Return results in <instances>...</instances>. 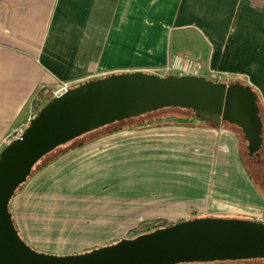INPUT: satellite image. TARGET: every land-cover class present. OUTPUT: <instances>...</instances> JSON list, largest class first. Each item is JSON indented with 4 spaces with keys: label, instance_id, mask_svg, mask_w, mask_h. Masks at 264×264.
Masks as SVG:
<instances>
[{
    "label": "crops",
    "instance_id": "1",
    "mask_svg": "<svg viewBox=\"0 0 264 264\" xmlns=\"http://www.w3.org/2000/svg\"><path fill=\"white\" fill-rule=\"evenodd\" d=\"M174 54L200 61L204 77L244 82L264 110V0H0V143L27 120L37 89L146 72ZM177 121L99 129L29 177L9 203L22 239L69 255L190 212L264 222L238 129Z\"/></svg>",
    "mask_w": 264,
    "mask_h": 264
},
{
    "label": "water",
    "instance_id": "2",
    "mask_svg": "<svg viewBox=\"0 0 264 264\" xmlns=\"http://www.w3.org/2000/svg\"><path fill=\"white\" fill-rule=\"evenodd\" d=\"M236 127L248 155L263 146L256 96L239 82L202 75L110 73L48 101L21 138L0 151V264H190L264 260V222L196 217L78 254L37 251L20 236L9 203L45 155L97 129L163 108Z\"/></svg>",
    "mask_w": 264,
    "mask_h": 264
},
{
    "label": "trees",
    "instance_id": "3",
    "mask_svg": "<svg viewBox=\"0 0 264 264\" xmlns=\"http://www.w3.org/2000/svg\"><path fill=\"white\" fill-rule=\"evenodd\" d=\"M222 82H225V80H222ZM226 83H232V82H226ZM239 83L244 85V86H248L244 82L240 81ZM250 88L256 96L257 104H258V107L260 109V116L262 118V121L264 122V110H263V105H262L260 96L255 89H253L252 87H250ZM184 113H190V117L194 116V112L191 110L182 109V108H173V107L163 108V109H160L157 111L149 112L147 114H144V115H141L138 117L129 118V119L123 120L121 122H115L111 125H107V126L102 127L100 129L113 127L116 124H123V123H128L130 125V127H132V128H144V127L149 126V125L162 124V123L163 124H176V123H179L177 121L178 120L177 117L179 115L182 116ZM196 118H199V117H196ZM224 124H227V123H224ZM118 129L120 130V128H118ZM97 130H99V129H97ZM97 130H95V131H97ZM95 131H93V132H95ZM93 132L82 135L81 137H78V138L72 140L71 142H69L65 145L59 146L55 150H53L52 152L45 155L33 167L31 174L36 170H40V169L44 168L52 160H54L58 156L64 154L65 152L82 147L84 145V142H78L75 144H73V143L76 142L77 140L83 138V137H86L89 134H92ZM237 133L240 135L239 130H237ZM240 139H242L241 135H240ZM263 148H264V141H263ZM250 167L252 168V170H250ZM247 168H248V175H249V178H250L253 186L255 187L257 192L264 198V162H262L261 164H258V165H251L250 163L248 165V163H247ZM23 185L24 184L19 186V188L16 190V193L22 188ZM190 219H193V218H190ZM172 224L173 223H171V222L162 221V220H155V221H148L145 223H141L138 226L132 228L130 231H128L125 238H128V239L135 238L139 235H142L145 233H150L156 229L171 226ZM243 261H245V260H243ZM258 261H263V260H258ZM225 262L239 263L242 261H225Z\"/></svg>",
    "mask_w": 264,
    "mask_h": 264
},
{
    "label": "built area",
    "instance_id": "4",
    "mask_svg": "<svg viewBox=\"0 0 264 264\" xmlns=\"http://www.w3.org/2000/svg\"><path fill=\"white\" fill-rule=\"evenodd\" d=\"M146 72L162 77L167 76L171 73L177 75H200V73L202 72V64L200 63V61L193 60L185 54H174L170 56V59L166 65L158 68L148 69ZM78 84L79 83L74 81L63 82L57 89H55L51 93H48L41 89H37L36 91H34L30 98L31 111L29 117L23 124L13 129L8 135H6L2 139L0 143V151L11 141L21 138L25 129L29 126L30 121L37 115L39 110L43 107V101L46 97L50 96L51 99L59 97Z\"/></svg>",
    "mask_w": 264,
    "mask_h": 264
},
{
    "label": "rangeland",
    "instance_id": "5",
    "mask_svg": "<svg viewBox=\"0 0 264 264\" xmlns=\"http://www.w3.org/2000/svg\"><path fill=\"white\" fill-rule=\"evenodd\" d=\"M221 82H222V80H224V79H219ZM226 82V81H225ZM184 118H190V113H184L182 116H178L177 117V119H184ZM197 120H199V121H201L202 123L203 122H208V120H203V119H200V118H196ZM162 123V122H161ZM153 125H156V124H153ZM116 126V125H115ZM114 127V126H113ZM112 128V127H111ZM96 134H89V135H87L86 137H83V138H81V139H79V140H77L76 142H74L73 144H75V143H78V142H86L90 137H92V136H95ZM72 145V144H71ZM241 149H240V156H241V158L244 160V162H246V163H248V165H249V162L247 161V155H246V149H245V143H243L242 142V145H241ZM43 169V168H42ZM42 169H40V170H36V171H34L31 175H30V177H32L33 175H35V174H37L38 172H40ZM250 170H252V168L250 167ZM29 178V177H28ZM28 180V179H27ZM24 186V185H23ZM23 186H22V188H23ZM21 188V189H22ZM20 189V190H21ZM19 190V191H20ZM18 191V192H19ZM193 216H196V213L195 212H190V213H188L187 214V216H185V218L187 217V218H192ZM128 233V232H127ZM126 233V234H127ZM119 241V240H118ZM110 242H112V241H110ZM117 242V241H116ZM211 263H214V262H211ZM211 263H202V264H211ZM190 264H201V263H190Z\"/></svg>",
    "mask_w": 264,
    "mask_h": 264
},
{
    "label": "flooded vegetation",
    "instance_id": "6",
    "mask_svg": "<svg viewBox=\"0 0 264 264\" xmlns=\"http://www.w3.org/2000/svg\"><path fill=\"white\" fill-rule=\"evenodd\" d=\"M246 155H247V161L251 164V165H258L261 164L262 162H264V148L262 146V149L253 155H248L247 151H246Z\"/></svg>",
    "mask_w": 264,
    "mask_h": 264
}]
</instances>
